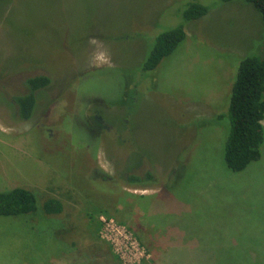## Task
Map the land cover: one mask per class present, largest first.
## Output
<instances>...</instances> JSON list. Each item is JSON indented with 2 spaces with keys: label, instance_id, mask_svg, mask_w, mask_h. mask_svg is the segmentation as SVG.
<instances>
[{
  "label": "rangeland",
  "instance_id": "374dc122",
  "mask_svg": "<svg viewBox=\"0 0 264 264\" xmlns=\"http://www.w3.org/2000/svg\"><path fill=\"white\" fill-rule=\"evenodd\" d=\"M191 2L211 8L154 70L130 71ZM90 37L111 67L88 66ZM263 50L246 0H0V190L37 196L0 216V264H264V142L240 171L224 160L231 80ZM30 74L52 80L22 118ZM148 171L151 187L128 184Z\"/></svg>",
  "mask_w": 264,
  "mask_h": 264
},
{
  "label": "trees",
  "instance_id": "16d2710c",
  "mask_svg": "<svg viewBox=\"0 0 264 264\" xmlns=\"http://www.w3.org/2000/svg\"><path fill=\"white\" fill-rule=\"evenodd\" d=\"M246 1L252 3L261 13L264 39V0ZM210 8L209 4L191 2L184 13V21L175 27L155 33L152 36L153 43L148 44L145 58L136 67L128 69L131 71L137 68L141 77L154 70L161 60L171 54L185 38L184 24L190 19L206 15ZM238 63L236 77L231 80L228 133L224 146L225 163L233 171H240L252 160L259 158L261 145L264 142V50L262 53L245 55L239 59ZM51 80V77L46 74L22 78L25 89L14 96L18 113L22 118H29L32 115L37 102V91L48 86ZM139 81L138 79L136 82L139 83ZM129 89L135 88L130 86ZM126 177L129 185L142 187L152 186L147 181L154 178L151 171L145 175L131 173ZM63 207L61 199L55 196H50L43 202V209L48 214H59ZM36 209L37 196L32 189L15 186L0 190V216L26 214ZM234 259L222 258L220 264H234ZM251 263H256V259H251Z\"/></svg>",
  "mask_w": 264,
  "mask_h": 264
},
{
  "label": "clouds",
  "instance_id": "9594fccd",
  "mask_svg": "<svg viewBox=\"0 0 264 264\" xmlns=\"http://www.w3.org/2000/svg\"><path fill=\"white\" fill-rule=\"evenodd\" d=\"M89 45L94 46L93 51L88 57V66L93 68H100L104 66H112V57L111 53L107 49V47L104 46L103 41L95 38L90 37L88 40ZM102 167L107 170V165L104 164Z\"/></svg>",
  "mask_w": 264,
  "mask_h": 264
},
{
  "label": "built area",
  "instance_id": "2783aa9c",
  "mask_svg": "<svg viewBox=\"0 0 264 264\" xmlns=\"http://www.w3.org/2000/svg\"><path fill=\"white\" fill-rule=\"evenodd\" d=\"M110 224H111L110 221H108V219H107V220H104V223L102 225L107 226V225H110ZM129 247H130V245H126L125 246L126 249L129 248ZM124 249L122 247H120L118 251L122 252Z\"/></svg>",
  "mask_w": 264,
  "mask_h": 264
},
{
  "label": "crops",
  "instance_id": "0c3cea01",
  "mask_svg": "<svg viewBox=\"0 0 264 264\" xmlns=\"http://www.w3.org/2000/svg\"><path fill=\"white\" fill-rule=\"evenodd\" d=\"M139 187H141V186H139ZM150 187H151V186H150ZM144 195H146V193H144V194H140L141 197H143ZM146 196H148V195H146Z\"/></svg>",
  "mask_w": 264,
  "mask_h": 264
},
{
  "label": "flooded vegetation",
  "instance_id": "af4514ba",
  "mask_svg": "<svg viewBox=\"0 0 264 264\" xmlns=\"http://www.w3.org/2000/svg\"><path fill=\"white\" fill-rule=\"evenodd\" d=\"M30 75H34V74H30ZM30 75H27V76H30ZM27 76H26V77H27ZM25 92H26V91H25Z\"/></svg>",
  "mask_w": 264,
  "mask_h": 264
}]
</instances>
